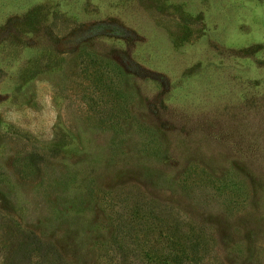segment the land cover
Masks as SVG:
<instances>
[{
  "label": "rangeland",
  "instance_id": "1",
  "mask_svg": "<svg viewBox=\"0 0 264 264\" xmlns=\"http://www.w3.org/2000/svg\"><path fill=\"white\" fill-rule=\"evenodd\" d=\"M0 264H264V0H0Z\"/></svg>",
  "mask_w": 264,
  "mask_h": 264
}]
</instances>
